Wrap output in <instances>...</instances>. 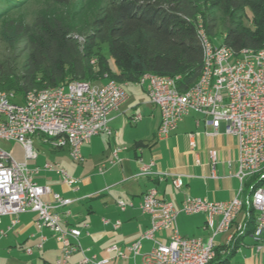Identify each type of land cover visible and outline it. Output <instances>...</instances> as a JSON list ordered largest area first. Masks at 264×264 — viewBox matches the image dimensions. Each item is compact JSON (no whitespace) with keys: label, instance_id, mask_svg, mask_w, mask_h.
<instances>
[{"label":"built area","instance_id":"built-area-1","mask_svg":"<svg viewBox=\"0 0 264 264\" xmlns=\"http://www.w3.org/2000/svg\"><path fill=\"white\" fill-rule=\"evenodd\" d=\"M197 35L203 66L199 80L192 88L180 93L175 79L150 74L143 75L138 84L145 87L149 104L159 110L158 140L167 138L190 113L202 115L205 125L212 128L206 136L218 135L220 125H224L225 134L237 137V171L234 175L240 187L237 196L223 202L186 196L179 209L161 198L154 188L146 191L139 209L149 216L150 226L127 247L134 257H141V264H208L214 257V237L229 233L225 245L230 244L235 233L244 232L246 223L243 219L249 217L250 209L256 215L251 236L264 235V46L256 51L244 49L235 54L230 48L211 42L202 28L198 29ZM95 63V59L90 61L91 65ZM127 99L124 86L108 78L99 83L71 81L32 90L21 99L13 93L0 91V141H13L22 149V160L18 161L13 153L0 148V223L2 217H10V229L17 223L18 215L35 212L38 226L49 228L60 246L61 256L56 264H65L77 251L82 252L78 264H108L110 260L86 256L79 245L81 232L62 227L55 210L70 205L72 200L33 181L39 169L30 170L26 165L27 160L37 157L32 147L33 138H39L55 149L66 148L72 161L80 163L81 146L89 144L101 133L111 135L108 116L119 110ZM140 120V115L131 117L133 123ZM188 136L189 146L194 149L195 135ZM117 152L113 151L112 165L120 162ZM209 158L213 174L217 164L214 149L209 150ZM196 163L199 164L198 158ZM152 165L153 162L141 165L136 177L153 174ZM43 169H56L68 186L77 183L58 164L45 163ZM98 172L103 173L104 167ZM155 176L162 181L168 175L156 173ZM171 182L176 189L185 184L182 175L171 177ZM246 185L248 194L245 193ZM117 206L124 210L131 203L119 201ZM241 212L242 218L238 221ZM179 213L206 214L205 229L210 235L205 239L180 235L176 226ZM119 225L117 221L113 226L117 229ZM164 231H169L167 243L158 237ZM0 234L4 232L0 231ZM144 240L152 242V247L141 253ZM108 251L114 253V258L125 257L115 246Z\"/></svg>","mask_w":264,"mask_h":264},{"label":"crops","instance_id":"crops-1","mask_svg":"<svg viewBox=\"0 0 264 264\" xmlns=\"http://www.w3.org/2000/svg\"><path fill=\"white\" fill-rule=\"evenodd\" d=\"M140 87L146 92L144 86ZM130 100L128 96L119 110L108 116L111 135L99 134L93 137L89 144L81 146L82 161L79 164L83 162L84 146H93L103 140V136L107 140L109 156L95 168L92 175L83 180L76 177L77 183L68 186L62 182L56 169L46 170L33 162L38 159L37 151L35 159L26 161L30 170L39 169L33 178L36 184L48 186L52 193L72 200L70 205L55 210L61 218L62 227L78 229L81 232L79 245L84 254L95 256L97 260L109 259L108 264H141V257H134L127 247L150 226L149 216L139 209L141 198L149 189L154 188L161 198L179 209L186 196L203 198L210 202H223L237 196L240 187V182L234 175L237 171L238 139L236 136L225 134L224 125H220L218 135L208 137L205 134L211 132L212 128L205 125L202 115L190 113L167 138L158 140L156 133L160 123L159 110L155 107L156 117L155 111H151V119L143 120L141 116L140 121L133 123L132 112L137 106ZM152 120L155 121L152 124V135L148 137L144 133L145 123L150 124ZM138 123L140 125H137ZM127 125H135L136 133L127 131ZM191 133L195 135L196 140L194 149L189 146L188 135ZM17 146L19 147L18 144ZM51 148L53 153L66 149ZM210 149L217 153L213 174L210 168ZM114 150H118L120 162L112 165ZM196 158L199 164L196 163ZM18 159L22 160L21 157ZM151 162L153 174L136 177L141 165ZM228 163H231L230 167ZM101 167H104L103 173L98 172ZM41 172L52 174L40 175ZM156 173L168 176L159 181ZM179 175L183 176L185 184L181 189H176L172 185L171 177ZM43 199L48 200V197ZM119 201L131 203V206L120 210L117 206ZM83 202L89 205L84 206ZM76 208L80 210L76 211ZM83 211L87 216L80 219ZM180 216L186 218L179 220ZM241 218L242 212L238 221ZM206 219L204 213H179L176 217L178 232L185 237L205 239L210 235L205 229ZM117 221L120 225L115 229L113 225ZM38 223L37 214L31 211L18 215L17 223L10 229V217L1 218L0 231L4 234H0V264H26L36 261H41V264H56L61 256L60 246L54 233L47 227H39ZM168 235L169 231H164L158 237L163 243H167ZM219 235L221 234L214 237L216 247L226 244V238L224 241L217 240ZM247 236H250L252 241L244 243V236L226 264H264V235L259 238ZM112 246L121 250L125 257L114 258V253L108 251ZM151 247L152 242L142 241L141 253L148 252ZM257 247H260V250H257ZM49 258L54 259V263L50 262ZM81 258L82 252L77 251L65 264H78Z\"/></svg>","mask_w":264,"mask_h":264},{"label":"trees","instance_id":"trees-1","mask_svg":"<svg viewBox=\"0 0 264 264\" xmlns=\"http://www.w3.org/2000/svg\"><path fill=\"white\" fill-rule=\"evenodd\" d=\"M50 1L63 8L72 3ZM246 8L251 11L249 26L242 22ZM219 22V45L235 54L264 46V0H108L84 33L66 12L42 14L30 26L10 22L9 32L26 42L29 53L21 69L0 60V91L21 99L29 91L71 81L99 83L108 78L122 85L137 84L150 74L175 79L176 89L184 93L202 71L197 31L202 28L213 42ZM98 44L107 45L116 72L96 51ZM248 212L244 232L235 233L230 244L216 247L208 264H226L240 240L252 235L256 215Z\"/></svg>","mask_w":264,"mask_h":264},{"label":"rangeland","instance_id":"rangeland-1","mask_svg":"<svg viewBox=\"0 0 264 264\" xmlns=\"http://www.w3.org/2000/svg\"><path fill=\"white\" fill-rule=\"evenodd\" d=\"M108 0H72L69 8L60 7L50 0H0V60L7 61L21 69L29 53L26 42L18 35L11 34L9 32V23L32 25L36 18L42 14L53 15L61 14L66 12L74 18L75 24L81 33L88 31L91 21L101 12V9L106 6ZM251 11L249 8L245 9V15L243 16L242 22L244 26L250 25ZM222 26L219 22L217 29V36L213 42L215 45H219L221 42ZM96 51L103 54L108 62L112 72H116V66L110 56L108 47L106 44H98ZM124 89L127 95L130 97V101L136 103V109L132 112L133 115L142 116L143 120L151 119V111H155V117L157 115L156 108L148 103V96L144 88L138 84L128 83L124 85ZM149 122V121H148ZM155 121L145 123L146 128L144 129L145 136L150 137L152 135V124ZM137 125H140L139 123ZM138 127V126H137ZM135 125H127V131H133L136 133ZM104 134V133H101ZM105 135V134H104ZM106 138L103 136V140L95 143L93 146H84L82 149L83 162L81 164L72 161L69 157L66 149L63 151H56L53 153V149L46 143L42 142L41 139L34 137L32 147L38 152V159L33 161L41 168L48 162L52 165L59 164V166L67 172V175L73 179L81 178L85 179L86 176H90L94 173L95 168L102 162L106 161L108 154V144ZM0 148L5 151L13 153V156L17 159H22V149L17 146L13 141L5 142L0 141ZM85 149V151H84ZM30 161H28L29 163ZM33 163V164H34ZM31 164V163H30ZM29 164V165H30ZM44 164V165H43ZM51 175L52 173L41 172L40 175ZM98 179L101 180V177ZM77 180V179H76ZM84 206H88V203L83 202ZM91 206H94L91 204ZM95 207V206H94ZM75 208V207H73ZM98 208V207H97ZM80 210L79 208H76ZM86 212L83 211L81 217H86ZM186 218V216H180ZM229 233H224L218 236L217 240L224 241ZM252 241L250 236H246L243 239L244 243ZM50 262L54 263V259L49 258ZM26 264H41V261L35 263L26 262Z\"/></svg>","mask_w":264,"mask_h":264}]
</instances>
